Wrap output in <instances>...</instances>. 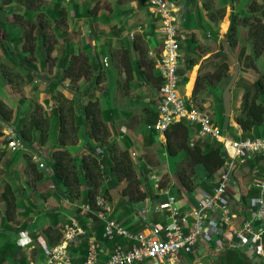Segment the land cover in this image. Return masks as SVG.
<instances>
[{
  "label": "trees",
  "instance_id": "1",
  "mask_svg": "<svg viewBox=\"0 0 264 264\" xmlns=\"http://www.w3.org/2000/svg\"><path fill=\"white\" fill-rule=\"evenodd\" d=\"M0 0V7H11L16 4L23 8L22 13H12L15 17V23L11 21L0 22V31L4 32V35H0V49L2 55L12 63L8 73L4 67H7L4 62L0 61V73L1 79L9 84H13V81H21L23 78L21 72L18 69L27 70L29 82H34V71L40 73H49L50 71V57L55 45L58 46L59 56L56 58L55 71L51 75L50 83L48 84L47 92L50 99L43 101L46 106L51 107V101L56 103L53 107L52 114L55 121H58L59 136L58 140L52 141L47 157V163L52 174V182L55 184L54 197L61 199L65 197L73 204L89 205L92 210L99 213L103 210L102 206L98 205L101 199H107L109 191L116 190L118 203L116 205V211L124 209V212H131L133 205L147 201V199L155 200L158 196L154 193V184L151 180V170L149 166L144 165L141 160L135 162L132 157L131 150L133 148V141L129 136L122 137V140H117L118 134V109L116 107L107 104V108L100 107V103L96 97V94L101 84L104 71H107L112 75L116 68L106 67L102 60L106 54V47L101 46V49L97 51V47L89 44L88 48H80L77 42V37L73 32L68 33L63 31L61 35L62 41L53 42L50 40L51 36L47 32V25L51 22L59 23L60 26L65 25L67 21V14L69 10L73 11L74 16L79 19L80 17H94V21H99L102 17L110 23L111 27H116L122 24L124 17L128 16L130 12L127 10H120L116 5L114 10V16L108 15H93L91 12L97 8V2L99 0H93L89 3L83 4V12L80 14L78 11V3L76 0H68L72 3L69 4V8H65L62 5L64 0H54L45 11H40V3L43 0ZM144 2V0H143ZM259 4L254 1L250 4L249 8L253 14L254 26L250 29V39L252 43V51L248 54L247 46H243L238 52L237 58L239 64H242L247 69H257V61L264 55V9L257 12L256 9ZM68 7V6H66ZM10 11V10H9ZM260 13V16L257 14ZM37 16L41 17L37 21ZM224 17V14H223ZM250 16L244 17L245 20L252 19ZM2 18V17H1ZM45 18V22L44 19ZM233 16V23L229 31L228 43L234 47L238 45L237 41V26ZM116 20V24L112 25V22ZM119 26V25H118ZM60 29V28H59ZM37 31V33H36ZM126 31V26L123 24L119 26L118 35L123 34ZM55 40V39H54ZM95 41L97 38L94 39ZM186 45L181 46L182 50H185V62L184 67L180 68L179 74L182 78L181 84L188 82L189 72L193 67L199 63L200 56L196 54V50L199 48V43L195 39L194 35H189L185 40ZM39 45V47H37ZM182 45V44H181ZM38 48V54L40 56L39 63H32L30 56L34 54ZM91 49V52H90ZM131 51L137 54V59L134 63L128 61V59L122 60L124 65L137 67L140 76L149 86L155 88L158 92L161 88L162 80L155 74V66L153 61L147 60L146 45L143 44L140 38L135 37L132 43H130ZM89 51V52H88ZM109 53V52H108ZM222 61H229L224 54ZM221 61V62H222ZM219 62L218 64H221ZM17 66V68H16ZM146 68L148 72L144 71ZM218 69L216 65L214 69ZM220 69V68H219ZM218 69V71H219ZM134 69L127 68V80H132V73ZM12 76H15L14 79ZM193 76V75H192ZM210 79V78H209ZM207 79L208 81H210ZM84 80L89 82L87 93L81 97L83 101H77V104H72V100L65 98L62 93L57 92L58 89L66 88L67 82L73 86L80 81ZM192 81V78H191ZM22 82V81H21ZM113 86V85H112ZM192 87V86H191ZM199 80L194 96L198 95ZM78 89V88H77ZM75 89V91H77ZM190 89V87H189ZM254 94L249 92L244 94L241 99V106L236 114L235 122L242 130V135L237 136L235 127H229V137L238 141L240 138H261L264 137V76L259 77L253 83ZM191 90V89H190ZM107 97L111 92H107ZM147 98L148 102L145 103L144 116V128L141 131L143 137L142 151L149 149L158 137L156 129H148V126L154 125L158 120V108L154 103V100L150 97V93L144 95L143 98ZM222 109V122L224 120V107L222 100L219 101ZM64 104H69L68 109L64 108ZM33 102L24 107L25 111L19 118L18 123L12 122V114L6 108L4 103L0 100V138L4 135L2 130L7 127H13L16 131L20 141L32 151H39V149L46 144V136H50V130L48 127L42 125L43 119H48V116L40 118L39 116H32L28 118L29 111L33 109ZM42 106H38L35 110H42ZM73 115V116H72ZM72 120L75 121V125H71ZM57 126V125H56ZM72 126V127H71ZM112 129V130H111ZM114 130L116 136L114 139ZM75 136L78 141H83V148L85 149V155L80 156L79 159L76 156L70 154L67 142L68 139ZM113 136V137H112ZM165 142L163 147L168 153L169 157L176 158L180 154L184 153L187 164L182 172L177 173V186L172 185V181L168 175H164L161 182V188L169 185L173 186V190L176 189L175 194L184 191L188 196L193 195L194 192L199 191L210 192L218 182L220 173L227 161L226 151L221 143L211 140L209 137H202L199 134L198 128L194 130L190 127L188 122L182 120L174 123L164 132ZM192 137H198L195 142H192ZM92 142H95L93 144ZM121 142V143H119ZM2 144L7 145L2 141ZM121 144V145H120ZM96 149L100 150V154L96 153ZM19 153V152H17ZM22 153V152H20ZM27 158V170H32L36 175V180H41L44 177V173L37 170V166L33 163L32 158L27 154H22ZM74 156V157H73ZM255 164L252 168H260L264 162V157L256 156ZM258 171V170H257ZM263 172L262 169H260ZM257 173H260L259 171ZM262 174V173H261ZM106 187L102 189V185ZM124 184V187L120 186ZM11 185L5 187L4 192L0 196V202H4L6 211L16 201V197L19 193L14 194L11 190ZM82 189V190H81ZM258 193L257 190L251 189L247 196L241 194L242 200L247 201V198H251ZM21 194V191H20ZM176 194V195H177ZM23 195V194H21ZM26 197L25 195H23ZM109 196V197H108ZM107 197V198H106ZM29 204V209L21 213L22 219H29L40 212H46L45 204L36 205L34 201L29 198H25ZM66 207V206H65ZM64 209V207H63ZM67 209V208H66ZM64 209V210H66ZM67 211V210H66ZM75 212H81V209H77ZM6 219H3L2 227L4 231L8 233L17 234L26 228L27 224L21 228L15 230L10 226H7ZM145 224L142 219L138 222L136 231L143 230ZM146 227V226H145ZM104 231V225L101 223L96 229L95 237L98 241H101V235ZM45 236L49 239H53L50 246L55 245L61 236V231L54 233L52 228L47 229ZM13 242H6L2 245L0 250V264H6L9 259H13L14 264H29L27 257L17 258L19 254V248L15 243L16 237L14 236ZM50 242V241H49ZM114 242L120 245H124L126 242L122 238H116ZM114 242L104 240V244L107 248L112 250L114 248ZM37 245V244H36ZM79 248H73V252L81 251L82 256L87 255V243L82 241ZM41 251V250H39ZM216 260H213L211 264H264V262H256L245 256L241 252L238 253L233 249L227 248L224 252L218 254ZM83 259V258H82Z\"/></svg>",
  "mask_w": 264,
  "mask_h": 264
},
{
  "label": "built area",
  "instance_id": "2",
  "mask_svg": "<svg viewBox=\"0 0 264 264\" xmlns=\"http://www.w3.org/2000/svg\"><path fill=\"white\" fill-rule=\"evenodd\" d=\"M143 5L146 12L158 21L159 32L163 37V45L154 59L162 80L157 103L159 116L157 122L148 126V129H156L164 135L169 126L185 120L190 127L198 128L202 137L221 143L227 161L217 185L210 192L201 190L191 196L187 193L185 196L181 191L180 195L185 199L181 203L173 186L161 188L163 175L152 174L155 194L165 200L158 212L165 214L166 222L150 226L147 222V228L138 233L129 231L122 223L111 219L108 212L96 213L87 204H73L62 197L61 202L69 209L71 205H77L81 212H66L67 218L60 226L58 242L50 246L42 238L33 241L28 231L23 230L17 234L16 244L21 249L33 251L29 264H163L168 256L178 261L182 255H194L202 242L213 244V250L206 255L209 258L230 248L244 255L245 252L249 253L250 256H246L253 261L264 262V162L260 167L263 176L255 178L248 189H255L258 193L244 202L242 196H236L234 192L238 168L254 161L256 156L264 157V137L240 138L238 141L228 139L204 110L189 103L181 92L182 78L179 74L184 63L180 10L170 0H144ZM130 39H135L134 33H130ZM150 55L153 53L150 52ZM103 61L107 64L106 59ZM6 133V149L11 153H32L33 162L45 178L52 181L48 163L41 152H31L20 141L13 127H8ZM131 153L135 159L137 153ZM50 189L55 190V187ZM103 200L106 201L100 198L98 205L104 209ZM146 213L142 212L143 215ZM95 222L104 225L101 241L95 237ZM117 237L126 243L120 245L114 242ZM104 240L114 242V248L108 249ZM82 241L88 246L85 257L80 250H72L79 248Z\"/></svg>",
  "mask_w": 264,
  "mask_h": 264
},
{
  "label": "rangeland",
  "instance_id": "3",
  "mask_svg": "<svg viewBox=\"0 0 264 264\" xmlns=\"http://www.w3.org/2000/svg\"><path fill=\"white\" fill-rule=\"evenodd\" d=\"M40 1V0H39ZM38 1V2H39ZM54 0H43L40 3V11H45L47 7L50 6L51 2ZM78 3V11L81 14L83 12V4L92 2L93 0H76ZM229 2L230 0H222V2ZM255 0H234V3L236 2L234 6V16L236 17L235 22L237 26V41L239 42V45L231 47L233 50L230 52H227L226 58L229 59V61H222V65L219 67V71L215 70L213 66H211V63H215L214 58H211L210 61H208L203 69H200L199 71V95L197 96V99H200V101L204 98V101H206V104H200L201 106H198L202 110H204L213 120V122L221 126L223 114L221 109L220 102L217 104L216 100L221 97H223L224 90L228 83L230 82L232 76L237 71V79L236 83L234 84V87L232 89V104H233V112H232V118L231 123H234V115L237 109L240 107L238 104V98L244 97V94L246 92H249L251 95L254 94L253 89V83L256 81L259 77L264 76V55L261 56L260 60L257 61V69H247L242 64H239L237 53L240 51L239 48L243 46H247L249 51L248 54L252 51V43L253 41L250 39V29L254 26V19L253 14L249 8L250 4L254 2ZM257 2V0H256ZM72 3L68 0H64L62 2V5L65 8H69V4ZM211 3L210 0H207V4ZM97 8L94 9L91 13L94 15L101 16L104 15H110L111 18L114 16V10H111L112 7L115 8L116 5L119 6L120 10H127L130 12L129 16L126 17L125 20L129 19L135 22L136 24H141L144 21V15L142 14V4L143 0H99L97 2ZM68 6V7H66ZM256 11L261 12V9H264V5H258ZM10 10V11H9ZM23 8L13 4L11 7H5L2 9L0 7V22L2 20L11 21L12 23H15V17H13L12 13H22ZM260 13L257 14V16ZM226 15V12L224 13ZM68 18L65 22V25L60 26L59 23L51 22V24L47 25V32L51 36L50 40L53 42L58 41L59 43L62 41L61 35L63 31H67L68 33L73 32L74 36L77 37V40H79L80 48L85 49L88 48L89 44H91V41L95 38L99 39L103 36L106 37V41L112 40V42L115 43L114 47V53L113 56L116 57H122V53L120 49L125 48L128 45L129 37H126L123 41H118L114 39L115 37H118L117 35L119 26L111 27L110 23L105 20V18H101L99 21H94V17H80L77 19L72 10L68 11L67 14ZM250 16L248 19L245 20L244 17ZM2 17V18H1ZM223 18V15L220 16ZM227 17V16H226ZM225 17V18H226ZM41 17L37 16V21L40 20ZM45 22V18L43 19ZM133 22H130L131 25H134ZM116 24V20L112 22V25ZM182 24V23H181ZM60 28V29H59ZM37 33V31H36ZM0 35H4L3 31H0ZM92 36V37H91ZM55 39V40H54ZM181 44L184 46V42L181 39ZM104 46V45H103ZM39 47V45L37 46ZM106 47V46H105ZM1 48V47H0ZM40 48V47H39ZM108 49L109 46H107ZM118 48H120L118 50ZM212 48V47H211ZM101 49V46L98 47L97 51ZM30 56L29 58H32V63L38 64L40 60V56L38 54V48L34 52L33 56ZM59 56V50L58 46L55 45L53 48V52L50 57V71L49 73H40L37 71H34V82H29L27 70L21 68L18 69L21 72L24 79L21 81L17 80L13 81V84H9L3 81L1 79V73H0V100L4 103L6 108L11 112L12 114V122L15 124L18 123L20 116L25 111L24 107L28 105L29 103L33 102L34 107L29 112V115H27L28 118H31L32 116H39L40 118L48 116V119H43L44 122H42V125L50 130V136H46V144L42 146L39 151L44 156L45 161L47 162L48 153L52 144V141L58 140L59 136V127H58V121H55V118L52 114V109L56 103H54V100L51 101V107H48L43 103L44 100L50 99L48 96L49 93L47 92V86L50 83V80H52L51 75L55 71V60ZM108 64H110L111 67V61L109 57H107ZM103 60V59H102ZM234 60V62H233ZM0 61L4 62L7 67L5 68V71L9 73L10 70L15 69L14 67L11 68L10 63L6 57L2 55L1 49H0ZM212 61V62H211ZM105 64V61H104ZM211 66V67H210ZM213 71V72H212ZM1 72V71H0ZM121 72L118 70L113 71L112 75L109 74L107 71H104L103 78L101 80V84L99 85L100 90L97 92L96 97L98 99V102L100 103V107L103 109H106L107 104L109 103L110 106L116 107L118 109L119 117H122L124 119L123 122H119L118 124V134L123 135L124 133L121 131L123 129L122 127H119V125L125 126V132L131 131L129 134L131 137L136 139L137 146L135 153H137V157L134 159L135 162H139L141 160L144 165L149 166L152 174H162L168 175L170 178L169 180H172V177L176 179L177 181V173L182 172L183 169H185V166L187 164L186 157L184 153L180 154L176 158L169 157L168 153L165 151V148L161 146L159 143L158 138L156 139V142L146 151H142L140 149V146L142 145L140 135L142 129L144 128V110L143 106L145 103L143 101L139 104H134V102L140 101L141 98L144 96L143 93H146L147 89L150 93V97L157 103L158 102V96L160 92H158L155 88L152 86H142V82H140V78H134L131 81H128L126 78L124 83V78H121ZM14 79L15 76H12ZM210 78V79H209ZM209 79L210 81H208ZM81 85L79 83L75 84L74 87L69 85L67 82L66 88L58 89L57 92L62 93V95L67 98L68 100H72V104H77V101H83V96L87 93L89 82H85L84 80L81 81ZM125 84V85H124ZM211 84L212 86H210ZM113 85V86H112ZM206 85V86H205ZM78 88V89H77ZM77 89V91H75ZM203 90V91H202ZM107 92H111V94L107 97ZM148 92L146 94H148ZM181 92L184 93V84H181ZM210 92L211 94H209ZM127 93V94H126ZM215 95V99L212 98ZM108 95V94H107ZM83 97V98H81ZM206 97V98H205ZM135 100V101H134ZM241 103V101H240ZM69 104H64V108L66 110L68 109ZM239 105V106H238ZM42 106V110H35L36 107ZM145 108V106H144ZM123 112V114H122ZM134 112L137 114H140V116H134ZM225 115V113H224ZM73 116V115H72ZM75 125V121L72 120L71 125ZM57 125V126H56ZM72 127V126H71ZM8 128V127H7ZM2 130L3 136L0 138V193L2 192L3 186H6L12 182L11 188L15 189L19 193L20 191H24L25 196L29 198L31 201H34L36 205H43V204H49L50 207H52L53 210L46 211L53 213L55 212V206L58 204L57 199L53 200L51 193L54 191L50 189V187L55 186L54 182L47 180V178L42 177L41 180H36L37 175L32 170H27V158L26 156H23L22 154H27L29 157L32 158V153L29 151L22 152V153H13L11 154L8 150L4 148L5 145L2 144V141L7 140V133L6 130ZM112 130V129H111ZM116 136L115 130H114V139ZM119 137V136H118ZM117 137V140H118ZM195 139H198V137H192V142H195ZM122 140V139H121ZM69 143L68 150L70 154L76 156V158L79 159L80 156L85 155V149L83 148V141H77L75 139V136L72 135V138L68 139L67 141ZM141 142V143H139ZM161 142V141H160ZM93 143V142H92ZM95 143V142H94ZM121 143V142H119ZM162 143V142H161ZM164 143V142H163ZM96 145V143H95ZM121 145V144H120ZM7 151V152H6ZM31 152H34L31 150ZM99 151L96 149V153ZM132 152V151H131ZM134 152V151H133ZM99 154V153H98ZM73 156V157H74ZM33 161V159H32ZM10 163H13L12 166ZM34 163V162H33ZM38 170V169H37ZM28 173H27V172ZM43 173V172H42ZM241 182L244 187H246V184L250 181V176H242ZM21 180H23L21 182ZM106 187L105 184L102 185L100 193H102V189ZM124 187V184L120 186ZM246 189V188H245ZM82 190V189H81ZM22 194V193H21ZM20 193L18 194V197L16 198V202L11 205L8 210L6 211L3 206L0 207V250L2 245H4L6 242H13L14 237L13 233H8V231H4L2 227L3 219H6L7 226L17 230L18 227H21L22 225V218L20 215L27 209H29V204L25 200L26 197L22 196ZM110 198H107L111 200V202H114L117 200V193L116 190L109 191ZM108 196V197H109ZM176 197L179 199L181 203L184 202V198L182 196L176 195ZM103 202H105L103 200ZM110 202V203H111ZM2 208V209H1ZM71 211H75L77 207H74L73 205L70 206ZM47 216H43L38 220V223L34 226V228L37 230L35 233L31 234V237L33 241L35 240V237L39 234L43 235V229L47 225ZM151 223L153 222V219L151 218ZM44 226V227H43ZM46 232V231H45ZM16 237V235H15ZM36 244V243H35ZM213 250V244L202 242L199 245V248H197L194 252V255L188 256V259L191 264L194 263L195 260L202 258ZM246 255H249V253H246ZM245 255V256H246ZM26 257L30 256V249L28 248H22L19 249V257ZM248 257V256H247ZM18 258V257H17ZM173 257L168 256L165 258L163 264H173ZM13 260V259H12ZM11 259L6 264H14V262ZM29 261V258H27ZM27 261V262H28Z\"/></svg>",
  "mask_w": 264,
  "mask_h": 264
},
{
  "label": "crops",
  "instance_id": "4",
  "mask_svg": "<svg viewBox=\"0 0 264 264\" xmlns=\"http://www.w3.org/2000/svg\"><path fill=\"white\" fill-rule=\"evenodd\" d=\"M170 1L173 2V3H176V5L178 6V8L180 10L179 13H180V16H181V23H182L181 24V39L184 42V46L186 45L185 40L188 38L189 35L190 36L194 35L195 39L199 43V48L196 50V54H198L200 56L201 60L199 61L198 64H196L193 67L192 71L189 72L188 82L186 84H184V93L183 92L182 93L185 95V98L189 101L190 104L192 103V104L201 106L200 104H206V101H204V98L201 101H200V99H197V96L200 94V91H198L199 94L197 96H194V94L196 92V88H197V83H198V80H199V71H200V69H203L205 67L206 63L208 61H210L211 58H214V60H215V63H213L211 61L212 62L211 66L215 67L217 65L218 69H219V67L223 63L221 61H222V59L224 57V54H226L227 52H230V51L233 50L231 48L232 46H230V44L228 43V38H229V31H230L231 25L233 23V16L235 14L234 6H235L236 2L234 3V0H230V3L227 2V1L223 3L222 0H210L211 3L207 4V0H170ZM257 3L259 5H264V0H257ZM142 7H143L142 14L144 15L143 23L138 25V24H136L135 22L132 21L133 19L132 20H129V19L125 20L126 17H127L126 16L122 20L123 26L124 25L126 26V31L123 34H120L118 37L114 36V39H116L118 41H123L124 39H126V37H129L128 45L125 48H123V49L118 48V50L120 49V51L122 53V57L119 58V57H116V56L112 55V54H115L114 50H113L114 47H116L115 43L112 42V40H109L107 42L105 36H103L102 38L97 39L96 41L92 40L90 45L92 46V48H94L95 46L97 48L100 47V46H103V45L106 46V54L103 57V60L105 58L106 61H107L108 60L107 57H109V59L111 61V67L116 68L117 71L119 70L121 72V75H122L121 78H124V83H125V81H127V80H125V78L127 77V74H126L127 68L128 69H134L133 71H131V73L133 75L132 80L134 78H137V77L140 78V80H141L140 82H142L141 85L144 87V86H147L148 84L140 76L137 67H133L132 68V66L130 67V66L124 65V63L122 61L124 59H128V61H130L131 63H134L135 60L137 59V54L135 52L131 51V49H130V43L133 42V40L130 39V33H134L135 37L140 38L141 41L143 42V44L146 45L147 49H146L145 58H147V60L153 61L154 66H155V74L160 77L159 72L156 69V65H155V60L154 59L157 57V55L159 53V50L161 49V47L163 45V37H162V35L159 32L158 21L153 16H151L150 14H148L146 12L143 4H142ZM225 12H226V15H224V17L221 18L220 16L223 15ZM130 22H133L134 25H131ZM117 24L119 26L122 25V24H119V22H117ZM117 35H118V33H117ZM77 42L79 43V40H77ZM238 45H239V42H238ZM107 46H109L110 49H108ZM242 47H243V45H242ZM242 47H240L239 50H241ZM252 49H253V47H252ZM181 51L184 54V58L183 59H184V62H185V50H181ZM248 51H249V49L247 48L246 52H248ZM90 52H91V49H90ZM150 52L153 53L152 56L150 55ZM219 62H221V64H218ZM104 65L106 67L109 65V67H110V64H108V62H107V64H104ZM183 67H184V63H183L181 68H183ZM143 69H144V71L148 72V70L145 67ZM218 69L216 68L215 70H218ZM191 78H192V81H191ZM81 83L82 82L80 81L79 84L81 85ZM209 85L212 86L211 84H209ZM189 87H190L191 90L189 89ZM146 91L148 92V89ZM159 92H160V89H159ZM208 93L211 94L210 92H208ZM143 95H145V93H143ZM159 96H160V94H159ZM211 96H213L212 98H214V99L216 97L214 94L211 95ZM143 97L141 98L140 101L134 102V104H139L142 101H143V103L148 102V99L146 97L145 98H143ZM199 97H200V95H199ZM220 100H222V97L220 98ZM220 100L216 98V100H213V101H216V103L218 104ZM240 101H241V98H238V104L239 105H240ZM154 103L157 106L158 102L156 103L154 101ZM143 109H144V106H143ZM239 109H240V107L235 112L234 120H235L236 114L239 111ZM122 114H123V112H122ZM133 115L135 117L136 116H140V114H137L136 112H134ZM118 116H119V114H118ZM123 121H124V119L122 117H119L117 124H119V122H123ZM125 126H126L125 124L123 126L119 125V127L123 128V129H121V131L124 133L123 135L124 136H129L130 139L133 141V148H135V149H132L131 151L135 152L137 150L135 146H137L138 140L136 142V139L131 137V135L129 134L131 131H129L128 133L125 132L126 131L125 130ZM231 126L235 127V130L237 131V136H241L242 135V130L239 127V125L236 124L235 121H234L233 124L231 123ZM118 130H119V128H118ZM194 130H195V128H194ZM123 135L122 136L119 135L118 140H121ZM139 135H140L139 137L141 139V142H143L142 135L141 134H139ZM157 138L159 140L158 144H160L162 146L163 142H165L164 135L158 133V137ZM228 139H232L231 137H229V133H228ZM141 142H139V143H141ZM93 144H95V143L93 142ZM141 147H142V145L140 146V149H141ZM4 148H5V146H4ZM97 150L100 151L99 149H97ZM11 154H13V153H11ZM12 164L13 163H10L11 166H12ZM253 164H255V161H250L247 164L241 165L238 168V170L236 172V179H237L236 180V186L234 187V192H235L236 196H241V194H245V196H247V193H249V191H250L248 189H249L252 181L255 178H258V176H263V172L260 171V168L258 166H257V169L253 170V168H252ZM37 169H38V166H37ZM257 170L260 173H257L258 172ZM40 172H42V171H40ZM242 176H250V181L246 184V187H244L242 182H241ZM172 180H173L172 181V185L174 187L177 186L178 183H177L175 177L174 178L172 177ZM22 181L23 180H21V182ZM12 184L13 183L10 182V184H8L6 186H3V189H2V192L0 193V196L4 192L5 187H8L9 185L12 186ZM11 190L14 192V194L16 196V194H17L16 192L17 191L15 189H13V188H11ZM174 191L176 192V189H174ZM53 192L51 193V196H52L53 200L57 199V202H58V204L54 207L55 208V212H53V213L40 212V213H38V214H36V215H34L32 217H29V219H22L23 223H22L21 227L23 225H25V223H26L27 226L23 230L28 231V233H29V235L31 237V234H33V233H35L37 231L34 228V226L38 223V220L40 218H42L43 216H47V219H46L47 220V225L45 227L43 226L44 227L43 233H42L43 235H41V234L37 235L35 237V240L38 239V238H42V239L47 240L48 242L50 241L49 243H51L53 239L52 238L51 239L47 238L45 236V233H46L45 231L47 229H50V228H52L54 230V233L59 231V230H61L60 226H62L64 224V222H65V220L67 218V213L66 212H75L76 211V210L75 211H71V209L68 208L69 206L64 205L61 202L60 199L58 200V198L54 197L53 196L54 195ZM21 193L23 195H25L24 191H21ZM178 193H180V192L178 191ZM182 194L185 195L186 192L182 191ZM17 197H18V195H17ZM105 200L106 201L104 202V209H103L104 211L103 212H108V214L110 215L111 219H115L118 222L122 223L125 228H127L129 231H131L133 233L140 232V231H136V228H137L138 222L141 219H142V222L144 224H146L148 222L147 223L148 226L156 224V223H165L166 222L165 214L163 212H158L160 210L161 206L163 205L164 201H165L163 198H159L158 197L157 199H155L153 201L150 200V199H147V201H145L144 203L141 202L139 204L133 205V207L131 208L132 211L131 212H127V213L124 212L125 211L124 209H121L120 211H116V205L118 203V199L115 200L114 202H111V200H109V199H105ZM1 206H3L4 209L6 210L4 202H2V201L0 202V207ZM45 206H46V208H48L47 211L53 210L52 207H50L49 204H45ZM73 206L77 207V205H73ZM63 207H64V209L67 208L66 209L67 211L64 210ZM143 211H147V213L145 215H143L142 214ZM18 215H21V214H18ZM151 218L153 219L152 223L150 222ZM98 226H100V224H97L95 222V229H97ZM21 227H18L17 229H19ZM146 228L147 227L144 226L143 230H145ZM143 230H141V231H143ZM14 236L15 235H13L11 237L13 238ZM15 243H16V240H15ZM17 248H19V247H17ZM19 249H21V248H19ZM32 253H33V251H30V255H32ZM17 257H18V259L20 258L19 254L17 255ZM26 257L29 258L28 262L30 263L31 262V257L30 256H26ZM184 257H186L188 262H189V264H191L189 259H188V256L182 255V257H180V258H184ZM214 259H217V257H211L210 262H212V260H214ZM199 260H195L194 263L199 261ZM181 261L182 260H178L177 261V260L173 259L172 263L173 264H181Z\"/></svg>",
  "mask_w": 264,
  "mask_h": 264
},
{
  "label": "water",
  "instance_id": "5",
  "mask_svg": "<svg viewBox=\"0 0 264 264\" xmlns=\"http://www.w3.org/2000/svg\"><path fill=\"white\" fill-rule=\"evenodd\" d=\"M233 62H234V60H233ZM236 79H237V71L234 73L230 82L226 86L224 93H223V97H222V104H223L224 113H225L223 124H222V135L224 137L228 136L229 127L231 126V118H232V112H233L232 89L234 87V84L236 83ZM225 155H226V153H225ZM192 203L194 204V206L196 208L198 207L195 200H193ZM179 260H182L181 264H189L186 257H184V258L179 257ZM194 264H211L210 258L205 256V257L201 258L199 261L195 262Z\"/></svg>",
  "mask_w": 264,
  "mask_h": 264
},
{
  "label": "clouds",
  "instance_id": "6",
  "mask_svg": "<svg viewBox=\"0 0 264 264\" xmlns=\"http://www.w3.org/2000/svg\"><path fill=\"white\" fill-rule=\"evenodd\" d=\"M105 59V58H104ZM216 257V256H215ZM211 259V258H210ZM214 260H216V259H214ZM213 261V260H212ZM211 263V262H210Z\"/></svg>",
  "mask_w": 264,
  "mask_h": 264
}]
</instances>
